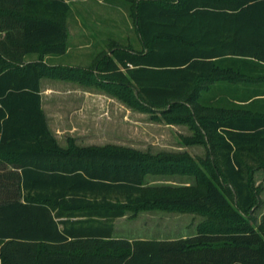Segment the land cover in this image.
Returning a JSON list of instances; mask_svg holds the SVG:
<instances>
[{
    "label": "trees",
    "instance_id": "1",
    "mask_svg": "<svg viewBox=\"0 0 264 264\" xmlns=\"http://www.w3.org/2000/svg\"><path fill=\"white\" fill-rule=\"evenodd\" d=\"M69 8L0 0V264H264V212L255 214L259 188L246 161H264V81L248 92L232 83L264 68V0H132L141 47L110 43L87 67L45 59L67 50ZM42 77L188 122L207 156L61 144ZM149 173L196 182L145 186ZM157 205L205 218L176 238L113 236L114 217Z\"/></svg>",
    "mask_w": 264,
    "mask_h": 264
},
{
    "label": "rangeland",
    "instance_id": "2",
    "mask_svg": "<svg viewBox=\"0 0 264 264\" xmlns=\"http://www.w3.org/2000/svg\"><path fill=\"white\" fill-rule=\"evenodd\" d=\"M67 1L70 6L65 14L68 27V47L64 53L46 54L47 63L57 62L58 64L87 67L91 64L93 57L99 51L106 49L110 43L141 47L131 15L132 0ZM29 57L35 58L36 55ZM232 77L236 80L232 83L243 85L264 81V73L245 76L237 72ZM62 80L70 82L60 85L56 83ZM43 86L75 88L87 86L93 88L94 93H100L99 95L92 93L91 99L88 97L90 104L89 101L82 100L80 94H76L77 97H72L73 102L68 105H80L81 102H87L86 110L72 111V113L62 111L65 114L70 112V116L59 121L55 119L54 108L60 103L56 104V99L45 102L47 117L54 131L52 132L55 133V130L58 132L55 134L58 135L61 144H67L68 139L72 138L76 144H115L149 153L187 151L193 156L202 158L207 156L203 142L197 140L195 130L188 122L167 123L156 119L149 112L129 105L103 88L79 81L44 77ZM57 128L60 130L57 131ZM246 161L247 165L252 167L253 183L259 188V204L255 209V214L259 218L264 212V161H260V164L250 158ZM195 182L196 176L191 174L149 173L145 177L144 185L179 186ZM204 218L205 215L198 211L183 208L169 209L158 205L141 209L131 208L127 210L125 216L117 220L116 231L119 234H130L132 237L134 235H154L176 238L194 233L197 224Z\"/></svg>",
    "mask_w": 264,
    "mask_h": 264
},
{
    "label": "crops",
    "instance_id": "3",
    "mask_svg": "<svg viewBox=\"0 0 264 264\" xmlns=\"http://www.w3.org/2000/svg\"><path fill=\"white\" fill-rule=\"evenodd\" d=\"M52 55V54H50ZM57 63V62H55ZM262 69V73H264V68H260V70ZM43 80H44V77L41 78V103H42V107L44 109V112L46 114V119H47V123H48V126L50 128L51 131H53L52 127L50 126V123H49V120H48V117H47V113H46V108H45V102L47 100L49 101H52V100H55L56 99V104L57 103H60V105H58L57 107H55V111H56V114H55V119L57 121L63 119V118H68L70 116V112L69 113H66L65 112L63 113L62 111H72L73 112H77L78 110H86L85 108V105L87 104V102H81L80 105H68V103H72L73 100L72 97H77L76 94H80L82 96V100L84 99V101H89L88 103L90 104V99H91V95L93 92V88L91 87H87V86H84L82 88H75V87H70V86H64V87H44L43 86ZM63 81V80H62ZM56 81V83H58L59 85L61 83H66V82H70V81ZM263 86V84H257V83H247L244 85V87H241L240 89H244L243 91L244 92H248L250 90H252L253 88H257V87H261ZM47 88V89H46ZM240 92V91H239ZM242 92V91H241ZM259 92H262V91H259ZM85 94V96H84ZM88 94V95H87ZM94 94H100V93H94ZM90 99H89V98ZM70 106V107H69ZM82 107V108H81ZM52 109V108H51ZM54 116V115H53ZM72 127H74V125L72 124ZM60 128L58 129L57 128V131H59ZM54 132V131H53ZM55 133H58L56 132L55 130ZM53 133L56 138L58 139V135ZM59 141V139H58ZM60 142V141H59ZM127 214L124 213L120 216H116L114 217L113 219V236H116V237H127L129 239H132V238H165V237H160V236H154V235H134V237L130 236V234H119L117 233L116 231V224H117V220L119 219V217H122V216H125Z\"/></svg>",
    "mask_w": 264,
    "mask_h": 264
}]
</instances>
